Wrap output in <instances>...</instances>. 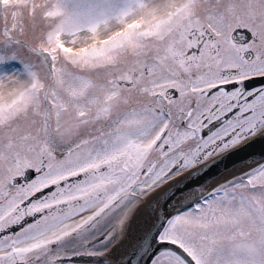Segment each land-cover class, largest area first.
Listing matches in <instances>:
<instances>
[{
  "label": "snow or ice",
  "instance_id": "6c2138e0",
  "mask_svg": "<svg viewBox=\"0 0 264 264\" xmlns=\"http://www.w3.org/2000/svg\"><path fill=\"white\" fill-rule=\"evenodd\" d=\"M0 264H264V0H0Z\"/></svg>",
  "mask_w": 264,
  "mask_h": 264
}]
</instances>
